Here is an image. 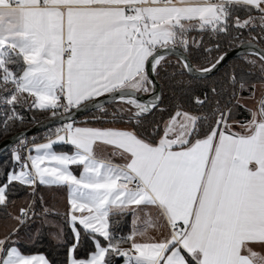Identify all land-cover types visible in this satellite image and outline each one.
Returning a JSON list of instances; mask_svg holds the SVG:
<instances>
[{
    "label": "snow or ice",
    "instance_id": "obj_1",
    "mask_svg": "<svg viewBox=\"0 0 264 264\" xmlns=\"http://www.w3.org/2000/svg\"><path fill=\"white\" fill-rule=\"evenodd\" d=\"M236 41L252 56L243 67L189 87L170 108L141 99L169 56L181 75L206 79ZM261 43L264 0H0V135L25 111L68 121L44 142L18 134L0 163V211L11 221L0 264H52L21 243L22 230L38 238L45 228L67 249L65 264H264ZM106 94L123 105H98L97 119L113 126L72 120ZM153 110L160 118L149 121ZM41 186L64 193L62 214Z\"/></svg>",
    "mask_w": 264,
    "mask_h": 264
},
{
    "label": "trees",
    "instance_id": "obj_2",
    "mask_svg": "<svg viewBox=\"0 0 264 264\" xmlns=\"http://www.w3.org/2000/svg\"><path fill=\"white\" fill-rule=\"evenodd\" d=\"M254 35V34H253ZM248 34L245 33L244 39H248ZM204 42L206 45L211 46V43L209 41V38L207 36L204 37ZM239 45V41H236L232 44L231 47L228 46L227 43H225L224 47L228 49H233ZM261 46H264V43L260 44ZM241 58L251 59L252 56L248 55L245 57V53L239 54L235 56L234 58L230 59L223 67L222 69L217 72L214 75H211L207 77L206 79H201L199 77L193 76L191 74H188L186 71L183 75H181L182 68L177 62L176 56H169L168 57V63L159 71V74L156 75L158 81L161 84V100L162 103L160 104L161 108H170L174 103L187 99L185 93L188 90L189 87L195 88L197 91H199L202 87L205 85H210L214 83L215 81L221 79L225 72L229 71L233 65H238L243 67L241 64ZM193 64L199 68L200 63L193 59ZM245 96L248 95V93H244ZM122 105L119 102H112L104 106L105 110L108 113L113 112L116 108L121 107ZM25 120L22 124H19L18 126L12 127L6 134L0 135V142L4 139L12 136L13 134L30 128L40 122H43L47 119H50L49 113H42L39 111H25L24 113ZM160 111L159 110H153L151 114L148 115L147 119L149 121L152 120H158L160 118ZM103 113L96 109L86 115H83L77 119H75V123H88L98 126H112L110 123L107 122L109 119L108 117H105L104 119H97V117H102ZM166 116V113H165ZM237 119L240 120H246L249 118V115L247 111H245L243 108H241L237 113ZM116 125H124L123 123H118ZM61 125H57L54 127H51L47 130L41 131L37 134L30 135L27 137V140L32 141L36 140V142H42L44 141V138L49 136L55 128L59 127ZM16 144L13 145L10 149L6 150L0 155V163H3L8 160L11 151L15 148ZM22 198L16 197V200ZM0 217H5L3 212L0 211ZM122 227H125V231L127 230L126 226L122 224ZM48 229L45 228L43 232L40 234V236L35 238V240L32 243L22 242V246L24 250L27 253H44L46 257L52 262V264H65L66 258H67V249L63 247H58L53 240L48 236ZM70 235V233H69ZM83 255V251L80 253Z\"/></svg>",
    "mask_w": 264,
    "mask_h": 264
},
{
    "label": "water",
    "instance_id": "obj_3",
    "mask_svg": "<svg viewBox=\"0 0 264 264\" xmlns=\"http://www.w3.org/2000/svg\"><path fill=\"white\" fill-rule=\"evenodd\" d=\"M261 46V45H259ZM242 53H245V49L243 48H240L239 46L233 48V49H230L229 50V57L228 59L226 60V62H224L222 64V66H220L217 70H214V72L211 74V75H214L216 74L217 72H219L222 67L232 58H234L235 56L239 55V54H242ZM151 75V73H150ZM210 75V76H211ZM198 77V76H196ZM152 79L155 81V84H156V90H155V93H150V94H141V99L144 101V102H151V97L152 95H158L160 96V98L162 97V94H161V84L160 82L158 81L156 75H152ZM113 100L111 99V97L109 96V94L103 96V97H100L98 99H96V102H89L87 104V107H82L81 109H73L72 110V120L74 121L75 119L83 116V115H86L96 109H99L98 105L100 103H102L104 106H106L107 104L109 103H112ZM68 121H65L63 119H61L59 116L55 119L53 118H50V119H47L43 122H40L30 128H27V129H24V130H21L15 134H13L12 136L4 139L3 141L0 142V155L5 152L6 150L10 149L13 145H15L17 143V137H18V134H23V136H30V135H34V134H37L41 131H44V130H47L51 127H54V126H57V125H61L63 123H66ZM21 139L23 137H20Z\"/></svg>",
    "mask_w": 264,
    "mask_h": 264
},
{
    "label": "crops",
    "instance_id": "obj_4",
    "mask_svg": "<svg viewBox=\"0 0 264 264\" xmlns=\"http://www.w3.org/2000/svg\"><path fill=\"white\" fill-rule=\"evenodd\" d=\"M98 98H100V97H98ZM98 98H96V99H98ZM85 124H87V126L102 127V126L88 124V123H83V124L77 123V125H81V126H83ZM115 126L124 127L125 125H115ZM103 127H109V126H103ZM42 142H44V141H42ZM55 150H57V151H71V146L56 145L55 146ZM40 194L44 196V198L47 200L49 206H53L54 207V210H58L61 214L64 212V210H65V200H64V193L63 192L58 191L55 188L49 189V188H47L45 186H41ZM20 199H22V198H20ZM20 199H18V200H20ZM18 200H16V201H18ZM53 219H58V217H53ZM24 235L27 236V235H29V233L24 234ZM28 237H30V236H28ZM35 238H36V236L34 238H32V240H30V241H25V240H21V241L22 242H27V243H32L35 240Z\"/></svg>",
    "mask_w": 264,
    "mask_h": 264
},
{
    "label": "rangeland",
    "instance_id": "obj_5",
    "mask_svg": "<svg viewBox=\"0 0 264 264\" xmlns=\"http://www.w3.org/2000/svg\"><path fill=\"white\" fill-rule=\"evenodd\" d=\"M253 34L255 35V33H253ZM193 36H196V33H193ZM197 38H199V37H197ZM257 95H259V92L257 93ZM247 103H248L249 107L253 106V102L251 100L247 101ZM238 120H240V119H238ZM21 201H22V199L18 200L17 201V205H19L21 203ZM9 211L15 212L16 209H14V208H12L10 206L9 207ZM10 224H11V221L8 220L6 217H0V232L6 231L7 227L10 226ZM36 227H38V224L37 225H33V229H35ZM27 233H29V235H27V236L24 235V234H27ZM28 236H30L31 239ZM34 237H35V234H34V232L32 230H22V232H21V240L30 241ZM31 254H43V255H45L44 253H31Z\"/></svg>",
    "mask_w": 264,
    "mask_h": 264
}]
</instances>
